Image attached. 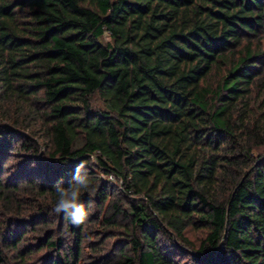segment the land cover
Wrapping results in <instances>:
<instances>
[{
  "label": "trees",
  "instance_id": "1",
  "mask_svg": "<svg viewBox=\"0 0 264 264\" xmlns=\"http://www.w3.org/2000/svg\"><path fill=\"white\" fill-rule=\"evenodd\" d=\"M0 264H264V0H0Z\"/></svg>",
  "mask_w": 264,
  "mask_h": 264
},
{
  "label": "clouds",
  "instance_id": "2",
  "mask_svg": "<svg viewBox=\"0 0 264 264\" xmlns=\"http://www.w3.org/2000/svg\"><path fill=\"white\" fill-rule=\"evenodd\" d=\"M83 164H78L73 176L72 185L69 188L57 186V200L52 211L59 215L63 213L66 220H70L72 224H82L87 217L84 205L80 202L82 191L89 188V179L87 173H81Z\"/></svg>",
  "mask_w": 264,
  "mask_h": 264
},
{
  "label": "rangeland",
  "instance_id": "3",
  "mask_svg": "<svg viewBox=\"0 0 264 264\" xmlns=\"http://www.w3.org/2000/svg\"><path fill=\"white\" fill-rule=\"evenodd\" d=\"M108 40H110V37L108 36V34H105L103 36V41H108ZM218 78H219L218 73L215 70L212 73V75L209 77V81L210 82H217ZM97 103H100L101 104V102H99V101H97ZM103 178L106 179V180H108L110 182V184L113 185L114 188H119V185H120L121 182L118 179H116L113 174H108V175L104 174L103 175ZM202 233H203L202 230H195V229H190L187 232L188 236L191 239L195 240V241H199L200 240L199 238L202 235ZM89 239H91L93 241V240H96L97 238L95 239L93 237H89ZM34 241H35V239H34ZM115 241H117V236L116 237H112L111 239H108V241H107L108 244L106 246L108 251L111 249V247L113 246V244L115 243ZM85 244L89 245L88 243H85ZM85 250L88 252L86 254V256H85L86 257V260L87 261H93V260H95V257L97 256L96 254H98V253L95 252V250H92V249H89V248H86ZM35 253H36L35 256L37 258V257H39V255H41V257H45L48 252L45 249H41V250H39V251H37ZM179 256H183V255H179ZM181 258H183V257H181Z\"/></svg>",
  "mask_w": 264,
  "mask_h": 264
}]
</instances>
